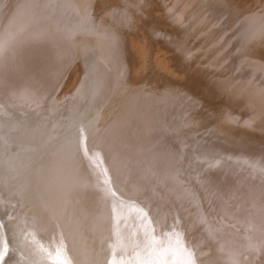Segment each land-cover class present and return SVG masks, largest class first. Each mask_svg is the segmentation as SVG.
Masks as SVG:
<instances>
[{
    "label": "rangeland",
    "instance_id": "1",
    "mask_svg": "<svg viewBox=\"0 0 264 264\" xmlns=\"http://www.w3.org/2000/svg\"><path fill=\"white\" fill-rule=\"evenodd\" d=\"M94 1L99 2L100 6L101 0ZM132 1L138 2L127 13L119 6L120 11L118 5H109L108 10L89 4L84 8V4H75L73 0H0V249L5 250L0 264H52L57 259V253L59 260L66 264H74L75 260L102 264L109 257L120 258L121 264H258V254L255 245L247 240V231L240 230L234 224L215 222L217 218L203 206L201 190L193 182L202 171L227 169L241 174L254 194L262 196L264 153L256 151L257 145L252 147V141L235 138L239 143L234 142V137L233 141L230 140L231 135L224 137L227 134L225 131H221V134L212 131L196 134L195 131L178 130L174 124L169 125L165 121L167 116L175 123L177 120L171 116L176 115L181 119L182 114L190 115L193 98L190 92L187 94L188 88L181 80L174 76L168 78L150 59L154 57L152 53L161 54L166 50L163 52L167 54L171 48L183 43L176 41L163 26H158V19L148 26V21L142 20H148L144 11H150L149 6L147 8L146 3L142 4L145 0ZM138 4L143 5H140L142 9ZM132 10L138 13L131 14ZM151 11L154 14V10ZM145 27L149 29L148 32ZM138 33L141 35L138 36ZM134 39L136 43L140 41L139 45L134 43ZM152 41L156 43L154 46L157 45L155 49L150 44ZM188 43H191L190 40ZM132 45L146 51L144 64L152 70L149 71L152 79L150 82L142 81L143 86L138 81L143 74L134 78V64L131 66L133 62H129L131 58L128 53ZM62 46L66 47L70 58L61 67L55 63L60 68L56 74L48 68L47 52L49 49L57 52ZM92 56L99 57L96 58L99 61L96 67H92ZM250 58L244 57L240 62ZM185 59L186 62L189 58L186 56ZM170 79L176 83H171ZM177 83L183 87L179 88ZM102 94H105L104 98ZM134 123L137 125L131 134L126 127ZM164 131L174 137V141L169 142L170 148H165L167 151L176 143L183 151L192 152L189 156L191 159L178 164L185 169L182 168L184 175H172L179 199L175 209L151 194L152 191L132 187L127 181L116 179L113 174L116 169H127L129 166L127 155L123 153L127 135H133L136 142L147 140L148 145ZM208 139H214L220 145L223 142L225 146L214 147L208 143ZM205 147L208 150L205 151ZM238 148L244 150L241 152ZM204 159L207 161L204 162ZM164 161H169L168 156L165 155ZM84 174L88 175V180L84 179ZM259 177L262 178L259 180ZM128 208L135 209L131 211ZM68 214L72 215L78 236L77 242L70 246L67 238L74 236L73 228L63 226V222L68 225ZM184 214L200 220L202 225L204 215L210 222L213 221L211 224L214 228L207 231L210 237L218 233L224 235L217 237L222 251H215L206 259L205 255L200 256L199 248L203 243L200 238L186 236ZM239 234L244 236L243 239ZM228 237H232L231 242ZM231 239L244 242L238 245L237 241ZM58 240H62L63 248ZM175 243H183L187 247L189 256L183 263L174 258ZM245 245L248 246L247 250L250 249L248 252L244 249ZM220 251L231 256L225 259ZM247 256L251 257L248 259L250 263Z\"/></svg>",
    "mask_w": 264,
    "mask_h": 264
},
{
    "label": "bare ground",
    "instance_id": "2",
    "mask_svg": "<svg viewBox=\"0 0 264 264\" xmlns=\"http://www.w3.org/2000/svg\"><path fill=\"white\" fill-rule=\"evenodd\" d=\"M40 2H39V4H40ZM73 2L75 4H79V3L84 4V8H85V5H88V4L96 6V7L99 6L98 5L99 2L97 4V3H95L94 0H73ZM116 2H117V0H113V1L101 0V4L99 7L108 10L107 7L109 5H111V6L118 5L117 7L120 6L122 8V10H124L128 13L129 10L136 7L135 5L138 1L134 2L132 0L131 1L118 0V2L117 3ZM58 3L60 4V2H58ZM144 3H146V4H144ZM142 4H144L146 6L148 5L150 11H151V9L154 10V14L151 13L152 11L151 12L148 10H147L148 12L144 11L148 15V20L145 18H143V20H142L141 18L143 16L141 15L140 19L142 21H145V22L148 21L147 25L148 24L151 25L154 23L155 19H156V21L158 19V22H159L158 26H160V25L163 26V28L168 32V34L171 35L172 37H174L176 41L183 43L180 45L179 44L176 45L175 48H171L170 51H168V53H167L169 55L166 54V52H167L166 50L162 49L163 51H166V52L164 53L162 50H160V51H162L161 54L159 52L158 53L156 52V54L152 53L154 57H152V55H151V57L153 59H150V60H152V62L156 63V67L158 69H160V71H162L167 76H169L168 78H170V76L171 77L174 76L175 78H178L179 80H181V82H183L185 84V86L188 88L187 94H189V92H190L192 95L191 98H193L192 107H190L193 109L189 110V111L192 110L189 113L190 115H183L182 114L183 117L179 116V117H181V119L178 117H175L176 115L175 116L169 115V116L175 118L177 121L174 123L175 120L173 119L174 120L173 121L171 118H168V116L165 119V121L169 125L174 124V126L177 127L178 130L191 131V132L195 131L196 134L197 133L202 134V132H204V131H205V134H206V131H209V132L212 131V133L216 132L218 134V132L220 133L221 131L222 132L225 131L227 134L224 133L225 134V135H223L224 137L226 135H231L232 138L230 137V140H232L234 137V139H233V140H235L234 142H239V143H240V141H236L237 138H239V139L242 138V139H245L248 141H252L254 144L252 147L257 145V147L255 146V148H256L255 150L258 152L264 153V0H145V2H142ZM142 4H140V5H142ZM140 5L138 4L137 6L140 8L141 7ZM148 6H147V8H148ZM64 7H66V6H64ZM120 7H119V9H120ZM109 9H112V8H109ZM140 9H142V8H140ZM65 10H67V8ZM120 11H121V9H120ZM76 12H78V11L76 10ZM137 13H135L133 11L131 14H137ZM150 14H152V15H150ZM119 15H120V13H119ZM170 18H172V19H170ZM22 23H24V22L22 21ZM139 23H141V22H139ZM137 25H138V23H137ZM144 25H146V23H144ZM137 27H138V29L141 28V27H139V25ZM1 28H3V27H1ZM148 28H150V27H148ZM142 30H143V28H142ZM148 30L146 28L145 31L148 32ZM160 31H161V29H160ZM140 33H138V36L141 35ZM121 34H122V32H121ZM146 34H148V33H146ZM33 35L35 36L36 34H33ZM128 36L129 35L127 33V37ZM5 37H7V36H5ZM36 37H38V36H36ZM142 37H143V35H142ZM146 37H147V35H146ZM33 38H35V37H33ZM130 38H131V36H130ZM153 38H151V39L153 40ZM5 39L6 38H4V40ZM147 39H149V38L147 37ZM138 40H140V38ZM154 40L156 41V38ZM188 40H190V42H191L190 44L188 43ZM133 41H135V39ZM168 41H171V40L169 39ZM172 41H174V40H172ZM186 41L188 44L185 43ZM153 42L154 41L150 42V44L151 43H152V45L156 44ZM162 42H160V44ZM67 43H69V42H67ZM93 43H95V42H93ZM131 43L132 42H130V44ZM134 43H136V41ZM138 43H136V44H138ZM158 43H159V41H158ZM170 43H168V44L170 45ZM147 45L149 46V43H147ZM165 45H167V44H165ZM132 46H133V47H131L132 50H129V53H128V54H130L129 57L131 58L130 59L131 61H129V62H133L131 66H133V64H134V69H135L134 73L136 74V75L134 74V78H136L138 76V74H143L142 75L143 77L141 76L142 78H140V77H139V79L137 78L138 81H140L142 86H143L142 81L143 82H145V81L150 82V79H152L151 75H150L151 72H149L151 70V68L149 70V65L148 66L145 65L146 63L144 62V57L146 56V54H145L146 51L144 52V50L142 48L140 49L138 47H135V45H132ZM155 46L157 47V45H155ZM155 46H154V49L156 48ZM90 47H91V45H90ZM145 47H144V49H145ZM168 48H170V47H168ZM88 50H90V49L88 48ZM48 51H49V52H47L48 53V56H47L48 68L50 71L56 72V74H57L59 69H60L57 66L59 65V67H61L62 65H64V63L69 60L70 54L66 50L65 46H62L59 49H57L56 50L57 52H53L50 49ZM147 53H148V50H147ZM147 55L149 56V53ZM186 56L189 59H188V61L185 62ZM244 57H246V58L251 57V58L246 59L245 62H240L243 60ZM96 58H97V56L93 57L94 61H92V67H96L97 62H99L97 60L99 57L97 59ZM145 59H147V58H145ZM58 60L60 62H58ZM55 63H58V65L56 66ZM182 63H184V64L182 65ZM65 67H64V69H65ZM90 67H91V65H90ZM146 69H148V70L146 71ZM155 69L156 68H154V70ZM158 69H157V71H158ZM179 69H181V70H179ZM77 70H79V69H77ZM131 70H132V67H131ZM67 77H68V75H67ZM171 79H170L171 83L172 82L176 83V82H174L175 80L173 81ZM78 82L80 83V80ZM28 84H30L29 81H28ZM145 84H144V86H145ZM177 84H179V83H177ZM151 85H152V83H151ZM84 86H85V83H84ZM162 86H164V85H162ZM177 86L183 87V85H180V84ZM34 87H36V86H34ZM66 87H68V84ZM74 88H76V87H74ZM99 89H101V88H99ZM184 89H186V88H184ZM102 92H100V93H102ZM86 93H90V92H86ZM187 94H186V98H187ZM103 95H105V94H102V97L104 98ZM189 96L190 95H188V98H190ZM105 97H107V96H105ZM112 97H113V95H112ZM61 98H64V97H61ZM186 98H183V99L186 101ZM86 99H88V98H86ZM105 99L107 100V98H105ZM123 100H125V99H123ZM178 100H179V97H178ZM180 100H182V99L180 98ZM110 101H112V99H110ZM59 102H60V100H59ZM102 102L104 103V100ZM182 102H183V100H182ZM188 102H189V100H188ZM53 103H54V101H53ZM179 103H181V101ZM90 104H91V102H90ZM104 104L106 105V103H104ZM50 108H51V106H50ZM187 110L188 109H186L185 111L187 112ZM54 111H55V109H54ZM40 115H41V113H40ZM90 117H92V116H90ZM169 119H170V121H173V123L170 122ZM55 121H56V118H55ZM134 124L135 125L131 124V126L126 127L127 132H130L132 134V131L134 130L135 126L137 125L136 123H134ZM66 127H68V126H66ZM169 128H172V126ZM114 131H115V129H114ZM141 132L143 133V131H141ZM145 133H147V132H145ZM212 133H211V135H212ZM113 134H115V133H113ZM185 134H187V133H185ZM217 134H216V137H217ZM209 135H210V133H209ZM141 136L143 137L144 135H141ZM149 136H151V133ZM218 136H221V135H218ZM154 137H155V135H154ZM194 138H196V137H194ZM198 138H199V136H198ZM214 139H215V137H214ZM214 139L213 140L208 139V140H210L208 143H210L212 146L217 147V148L218 147L220 148V146L221 147L225 146V145H222L223 142L220 145L219 142L218 141L216 142ZM220 139H222V138L220 137ZM146 141L140 140V141L136 142V139L134 138L133 135H127L126 136L125 146L123 147V153L127 155L126 158L128 159V165L129 166L127 167V169H122V170L116 169V171L113 173L114 177L118 180L127 181L130 184V186H132V187L144 189V191L146 189L149 191H152L151 194H153L156 197H159L170 208L175 209L178 206L179 199H178L176 192H175V189H177V188H175L176 182L174 181L175 179L173 180L172 175H174L176 177H178L180 175L181 176L184 175L182 173L183 167H180L178 164L186 162L190 158L189 156L192 155V152L186 151V150L183 151L176 143H174V145L171 146L170 151H167L165 148H170L171 144L169 145V142L174 141L173 135L167 131H164L157 138L155 137V140L152 141L151 143H149L148 145H146ZM198 141H199V139H198ZM201 141H203V140H201ZM107 142H109V140ZM114 142H115V140H114ZM134 143H136V145ZM202 145H203V143H202ZM202 145H199V147ZM237 146H238V144H237ZM203 147H204V145H203ZM242 147H244V146H242ZM116 148H119V147H116ZM207 148L208 147L204 148L205 151ZM217 148H215V150ZM246 148H245V150H246ZM201 149H203V148H201ZM211 149L214 150V148H211ZM240 149L241 148H238L239 151H241ZM250 151H252V150H250ZM201 152H203V150H201ZM105 153H107V152H105ZM247 153H249V152H247ZM169 154H171V156ZM165 155L168 156V158H169L168 162L164 161ZM230 156L233 157L232 155H230ZM171 157H174V158H171ZM255 157H256V154H255ZM258 157H260V156L258 155ZM213 158H215V157H213ZM251 158H253V157H251ZM258 159H260V158H258ZM202 160H203V158H202ZM227 160H228V158H227ZM244 160L246 161V159H244ZM253 160H255V159H253ZM206 161L207 160H205L204 162H206ZM198 162H200V161H198ZM214 162H215V160H214ZM230 162H231V160H230ZM191 163H192V161H191ZM251 164H252V162H251ZM179 167H180V169H179ZM198 167H199V165H198ZM228 167H230V166H228ZM263 167H264V165H263ZM261 168H262V166H261ZM189 170H191V169H189ZM246 172H248V171H246ZM198 175L199 176H197V178H195L193 183H194V186L196 185L201 190V195H202V199L204 202L203 206H205L207 209H209L212 212L213 216L217 218L216 220H218V221H215V222H221V223H225V224L227 223V224H232V225L234 224V225L239 226L241 228L240 230L245 229V232L247 231V235H246L248 238L247 240H249L250 242H252L255 245L256 252L258 254V260H257L258 264H264V194L262 196H256L253 192V189L249 185V182L241 174H239L237 172H233V171H227V169L226 170H223V169H217L216 170L215 169V170H209L206 172L202 171ZM191 176H193V175L191 174ZM262 176H264V175L262 174ZM260 178H262V177H259V180H260ZM84 179L88 180L87 174H84ZM252 180H253V178H252ZM260 184H258V185H260ZM260 187H263V186L261 185ZM262 189H264V188H262ZM126 191H128V190H126ZM257 192H258V190H257ZM199 197H200V195H199ZM139 198H140V196H139ZM128 209H131V208H128ZM132 209H131V211H132ZM134 209H133V211H134ZM166 209H169V208L166 207ZM202 209H204V208H202ZM134 213H136V211ZM196 213H197V211H196ZM140 214H142V213H140ZM170 214H172V213H170ZM130 215H131V212H130ZM208 215H209V212H208ZM68 216L70 217L69 220H66L68 225L64 224V222H63V226L73 228L74 236L71 238H67L69 240V246H70L71 243L75 244L77 242L78 236H77V230H76L77 228L72 223L73 222L72 215L68 214ZM183 216H184L183 219L187 224L186 236L192 237L193 239H196V238L199 239L200 238L199 240H201V243H203L202 245H200V248H199L200 251L198 254L200 256L205 255V257L204 256L203 257L206 259L210 255L214 254L215 251L216 252L217 251L219 252V250L222 251V249H220V246H219L220 241L218 242V238H217V237L221 238L222 235L220 236L219 233L218 234L215 233V235L217 234V236L210 237L209 233H208V231H210V229H212V227L214 226V225L212 226V224H211V222H213V221L210 222L206 218V215H204V217L202 216L204 219V223L202 225L200 223V220L196 221L194 217H192L188 214H184ZM175 218H176V216H175ZM210 220H212V218H210ZM219 225L222 226L221 224H219ZM236 228L238 230V227H236ZM59 230H58V232H60ZM225 230H227V229H225ZM219 231L220 230H218V232ZM221 231H222V229H221ZM233 233H234V231H233ZM236 234H237V232L235 233V235ZM241 235H242V232H241ZM241 235L239 234L240 238L243 239L244 236L242 237ZM222 237H224V235ZM226 237H227V235H226ZM230 238H232V237H230ZM230 238H229V241H230ZM68 240L67 241L64 240V241L68 242ZM176 240H177V238H176ZM231 240H233V239H231ZM229 241H228V243H229ZM236 241L238 242V240H235L234 242H236ZM57 242H58V244H60V247H62V248L64 247L62 240L61 241L58 240ZM241 242L242 241L238 242V245H240ZM228 243H226V244H228ZM185 244H183V243H179V244L175 243L174 244V247H175L174 248V251H175L174 252V258L177 259L179 263H183V261L188 259V256H189L188 253H186L187 247ZM234 245L236 247H235V249L234 248L233 249L236 250L237 245L235 243H234ZM69 246L67 248H69ZM224 246L222 248H224ZM231 247H233V246L231 245ZM242 247H244V246H242ZM242 247H240V248L243 249ZM245 247H246V245H245ZM153 248H154V246H153ZM247 248H248V246L244 249L247 250ZM238 249H239V246H238ZM248 250H250V249H248ZM248 250H247V252H248ZM63 251L66 252L65 250H63ZM228 251H230V249ZM228 251H227V253H229ZM238 251H236V252L241 253ZM64 252L62 253L63 255H64ZM221 253L223 254V252H221ZM232 254H234V251ZM253 254H255V253H253ZM223 255H224L223 257H225V259H228L229 258L228 255H230V254L225 253ZM249 256H252V255H249ZM249 256H247V257H249ZM197 257H198V255H197ZM253 257H254V255H253ZM248 259H251V257L247 258V260ZM198 260H200V259L198 258ZM240 260H241V257H240ZM249 261L250 260H248L247 262H249ZM121 262H122V260L118 257H109V258H106L102 262V264H121ZM214 262H216V261H214ZM126 263H124V264H126ZM240 263H244V262H240ZM74 264H88V263H84L81 261L78 262L77 260H75ZM91 264H94V263L92 262Z\"/></svg>",
    "mask_w": 264,
    "mask_h": 264
},
{
    "label": "snow or ice",
    "instance_id": "3",
    "mask_svg": "<svg viewBox=\"0 0 264 264\" xmlns=\"http://www.w3.org/2000/svg\"><path fill=\"white\" fill-rule=\"evenodd\" d=\"M4 249H0V260H3L4 258ZM52 264H66L65 261L59 260V254L57 253V259L52 261Z\"/></svg>",
    "mask_w": 264,
    "mask_h": 264
}]
</instances>
